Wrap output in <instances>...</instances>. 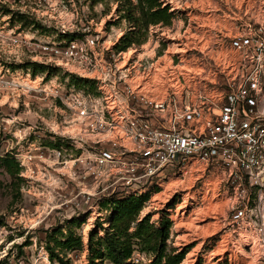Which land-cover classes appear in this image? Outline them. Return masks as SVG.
I'll return each mask as SVG.
<instances>
[{"label": "rangeland", "instance_id": "374dc122", "mask_svg": "<svg viewBox=\"0 0 264 264\" xmlns=\"http://www.w3.org/2000/svg\"><path fill=\"white\" fill-rule=\"evenodd\" d=\"M49 1L57 4V14L47 26L40 22L22 25L23 19L9 14L6 1L0 0V31L6 37L10 27L28 33L37 30L62 44L91 35L96 37L98 48L103 47L100 58L104 63L111 61L106 47L116 54L126 52L123 61L117 60L118 66H126L133 57L147 56L154 62L152 72L136 73L130 79L146 91L164 98L170 90L180 94L190 88L216 96L214 76L221 74L215 63L227 61L232 53L225 37L229 32L224 30L233 24L234 6L225 0H157L168 7L171 22L148 24L146 28L136 21L140 19L133 9L136 0ZM128 12L133 16L130 20L123 17ZM125 34L131 44L119 50V40ZM33 55L32 50H17L0 40V160L9 158L6 166L0 161V226H5V242L19 240L22 235L26 242H46L55 228L70 229L80 238L81 246L63 254L77 251L87 260L89 232L96 228V222L108 226L109 213L101 202L123 197L121 186L102 167H92L91 174L83 167L62 169L50 150H61L65 155L60 160L70 161L90 151V145L91 152L110 146L98 128L87 135L83 124L73 119V111L58 98V94L69 93L71 86L90 95H98L97 89L94 80L72 74L69 66L42 65V70H35L34 64H40L32 60ZM186 70L189 79L185 78ZM27 154L33 156L34 163L28 170L18 164L15 174L14 160ZM160 185L145 191L148 200L139 218L151 213V222H156L166 215L171 221L168 247L186 249L184 259L189 258V264H206L208 260L211 264H264L261 234L257 236L253 225L246 223L249 218L232 219V190L218 170L194 161ZM21 225L33 228L27 233L14 228ZM96 232L103 234L100 228ZM131 259L134 264H146L150 255L135 251Z\"/></svg>", "mask_w": 264, "mask_h": 264}, {"label": "built area", "instance_id": "2783aa9c", "mask_svg": "<svg viewBox=\"0 0 264 264\" xmlns=\"http://www.w3.org/2000/svg\"><path fill=\"white\" fill-rule=\"evenodd\" d=\"M5 1L14 18L26 16L49 26L57 14V4L49 0ZM225 4L234 6L233 24L224 30L229 32L225 37L232 53L227 61L215 63L221 74L214 76L215 97L190 88L180 94L170 90L164 98L146 91L130 79L136 73L152 72L154 62L147 56L133 57L126 66H118L117 60L123 61L126 52L116 54L106 47L111 61L104 63L103 47L98 48L91 35L62 44L37 30L28 33L10 27L6 37L0 31V40L17 50H32V60L40 65L69 66L72 74L95 82L98 95L71 86L69 93L58 98L73 111V119L83 124L87 135L98 128L110 146L91 152L90 145V151L70 161L60 160L65 155L61 150H50L62 169L83 167L91 174L92 167H102L119 183L123 197L160 187L194 161L218 170L232 190V219L249 218L246 223L261 234L264 255V0H225ZM32 157L18 156L16 161L28 170ZM14 228L27 233L33 225ZM6 237L5 226H0V264H64L50 258L44 241L26 242L22 235L5 242ZM64 260L88 264L77 251L67 253Z\"/></svg>", "mask_w": 264, "mask_h": 264}, {"label": "trees", "instance_id": "16d2710c", "mask_svg": "<svg viewBox=\"0 0 264 264\" xmlns=\"http://www.w3.org/2000/svg\"><path fill=\"white\" fill-rule=\"evenodd\" d=\"M137 3L133 9L140 14L141 28H146L148 24L168 25L171 22L172 14L167 6H162L157 0H136ZM23 20L22 25H39L35 20ZM123 17L133 18L128 12ZM128 44L126 34L119 40L117 49L123 50ZM35 65V70L43 69L42 65ZM80 81V80H79ZM82 82V81H80ZM9 158H1V163L8 165ZM16 167L15 174L18 175V162L14 160ZM148 200L147 194L139 196H126L118 198H109L101 202L102 209L107 211L108 226L104 227L96 222V228L103 232L102 236L96 232V228L91 230L88 235V264H134L132 254L135 251L149 254L150 261L146 264H180L186 254V249L177 250L169 248L167 241L170 237L171 221L166 215H162L156 222H151V213H147L139 218L145 202ZM56 235L62 237L55 238ZM53 239L54 243H50ZM81 240L74 236L70 229L62 230L57 227L51 235H47L45 247L51 259H56L66 264L63 251L80 248Z\"/></svg>", "mask_w": 264, "mask_h": 264}, {"label": "bare ground", "instance_id": "6f19581e", "mask_svg": "<svg viewBox=\"0 0 264 264\" xmlns=\"http://www.w3.org/2000/svg\"><path fill=\"white\" fill-rule=\"evenodd\" d=\"M184 73H185V74H184V75H185V78H186V79H189L190 75H188L187 70H186ZM158 84H159V83H158ZM160 85H161V84H160ZM159 91H160V90H159ZM170 185H172V182H171V184H168V185L165 187V191L170 187ZM189 263H190V259H189V258H185L181 264H189ZM206 264H211V263H210V261L208 260Z\"/></svg>", "mask_w": 264, "mask_h": 264}, {"label": "crops", "instance_id": "0c3cea01", "mask_svg": "<svg viewBox=\"0 0 264 264\" xmlns=\"http://www.w3.org/2000/svg\"><path fill=\"white\" fill-rule=\"evenodd\" d=\"M241 224V223H240ZM238 228H239V226H238ZM257 235V234H256ZM258 236V235H257Z\"/></svg>", "mask_w": 264, "mask_h": 264}]
</instances>
